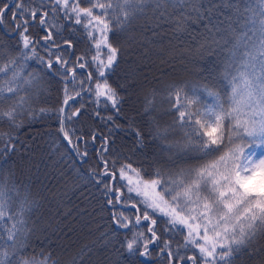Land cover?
<instances>
[{"label": "snow or ice", "instance_id": "6c2138e0", "mask_svg": "<svg viewBox=\"0 0 264 264\" xmlns=\"http://www.w3.org/2000/svg\"><path fill=\"white\" fill-rule=\"evenodd\" d=\"M48 2L52 4L53 17L62 13L63 19L83 26L93 41L95 52L90 62L85 55L72 62L52 52L53 47L61 45L54 40V35L59 33L51 30L56 25L50 24L44 4L37 8L26 0H16L14 5L0 0V23L11 12L9 23L22 43L18 55H9L7 60L0 51V61H3L0 63V124L6 122L10 128H18V115L30 107L33 92L38 90L36 78L32 74L26 78L22 71L27 60L37 57L38 41L29 34V27L39 18L45 31L40 39L49 54L47 61L43 57L39 60L46 63L49 70L54 64L59 65V74L65 81L64 99L55 109L58 131L77 158L87 162L89 152L87 148L81 151L78 141L84 140L87 145L88 140L67 128L69 122L79 118L83 106L70 114L67 106L80 95V91H76L79 87L81 91L93 92L97 103L103 98L118 110L122 98L108 82L106 74L118 65L121 48L110 40V34L130 33L128 39L135 42L138 20L144 21L140 25L143 32L161 21L173 22L176 31H184L191 12H196L199 19V8L194 0ZM85 2L87 7L82 6ZM252 2L249 0L250 4ZM254 2L259 11L254 7L245 8L251 15L243 20L238 18L232 28L231 46L221 73L227 82L225 91L215 90L214 84L191 88L187 84H169L164 94L152 89L145 96L143 112L149 115L148 137L156 143L158 152L167 155V165L157 162L149 176L144 169L134 167L130 160L120 162L119 154L109 158V141L104 139L97 150L96 166L89 168L87 177H79L82 180L90 177L89 182L102 185L109 205L122 202L125 188L129 194L127 199H131L133 193L138 198L131 207L137 209V224L141 220L147 222V231L133 233L123 245L131 256L152 255L149 246L158 244L161 239L156 229L158 221L153 218L155 214L166 218L165 231L175 230L184 237L183 245L178 246L176 252L170 250V240L163 242L164 247L157 255L168 250V264H236L264 254V245L260 244L264 240V0ZM228 6L233 7L231 3ZM235 10L239 12L238 5ZM204 27L206 33L212 35L217 25ZM63 45L73 47L70 39H65ZM93 67L95 71H89L86 79L77 84L76 69ZM200 93L211 97L213 103L202 101ZM158 94L161 102L169 105L163 113L171 115L170 123L161 124L158 116L152 115ZM136 136L138 144H143L144 134L137 130ZM96 137L97 133L92 132L93 142ZM13 139L11 133H0V153L15 150ZM117 180L121 182L119 185ZM137 204H143V209L137 208ZM34 207L35 201L30 199L27 189L21 193L14 181L9 184V177L0 173V264H49L50 256L43 253H40L42 258L25 255L27 224ZM128 219L122 212L112 216L113 223L120 228L128 227ZM181 247L194 248L198 254L185 256L179 251Z\"/></svg>", "mask_w": 264, "mask_h": 264}, {"label": "trees", "instance_id": "16d2710c", "mask_svg": "<svg viewBox=\"0 0 264 264\" xmlns=\"http://www.w3.org/2000/svg\"><path fill=\"white\" fill-rule=\"evenodd\" d=\"M5 2L14 5L16 0ZM26 2L37 8L43 3L49 12L50 24L55 23L56 27L51 30L59 33L54 35V40L61 47H53L52 52L60 53L72 62H75L78 56L85 55L90 62L95 49L92 48L93 41L82 25L63 19L62 13L53 17L52 4L48 0ZM194 2L199 8V19L196 12H191L184 31H176L173 22L161 21L153 29L143 32L140 25L144 21L138 20L135 22V42L128 39L130 33L110 34V40L121 48L118 65L106 74L108 82L117 89L122 98L118 110L113 109L103 98L97 103L93 92L81 91L79 87L76 91H80V95L70 100L67 106L69 114L75 108L83 106L79 118L69 122L67 128L74 131L76 136H83L88 140L87 145L84 140L78 141L81 151L87 148L89 152L87 162L77 158L76 153L58 131L59 122L55 109L64 99L65 81L59 74V65L54 64L49 70L46 63L39 60V57H43L45 61L49 58L44 42L40 39L45 31L39 24V18L29 27V34L38 41L37 57L25 62L22 75L27 78L32 74L38 82V90L33 92L29 101L30 107L18 115L16 121L19 124L18 128H10L6 122L0 124V133H11L15 144L14 151L0 153V173L9 177V184L14 181L20 187L21 193L27 189L30 199L35 201L27 224L26 256L35 255L42 258L40 253H43L44 256H50V264H168V250L157 255L159 249L164 247L163 242L170 240V250L173 252L177 251L178 246L183 245V234L175 230L165 231L166 218L155 214L153 218L158 221L156 229L161 239L158 244L149 246L152 255L150 257L129 255L123 245L133 233L146 232L147 222L141 220L139 225L135 224L137 209L131 207L134 202L127 199L125 189H122L125 193L122 202L109 205L107 202L109 197L105 196L102 185H96L95 181L89 182L90 177L85 180L79 177H87L89 168L96 166L95 162L99 159L97 150L101 148L104 139L109 141V158L119 154L120 162L130 160L134 167L144 169L149 176L152 175L157 162L161 166L167 165V155L158 152L156 143L150 141L148 137L149 115L143 112L145 96L152 89H157L161 94L169 84H187L189 88L214 84L215 90L223 92L227 89V82L222 79L221 73L228 48L231 46L229 41L232 28L236 26L238 18L243 20L251 15L245 8L254 7L259 11V7L254 0L251 4L249 0H194ZM230 3L233 7L228 6ZM237 5L239 12L235 10ZM82 6L88 5L85 2ZM10 18L11 12L0 23V51L5 53V60L9 55L17 56L22 49L18 32L9 23ZM212 23L217 27L213 34L209 35L204 26H210ZM65 39L72 41V48L63 45ZM173 43L177 48L175 52L171 50ZM133 56L134 58L138 56L149 68L152 64L151 59L158 61L151 72L145 75L143 73L146 79L144 82H140L139 72L145 70V66L139 67ZM52 58L54 60V56ZM71 66L69 64V67ZM89 71L94 72L95 68L76 69L77 84L81 79H86ZM125 71L130 75H126ZM142 85L144 95L137 98L136 95ZM92 86L94 88V83ZM87 87L86 82L85 89ZM70 94L75 95L74 92ZM200 96L205 103H213L212 98L204 93H200ZM160 98L161 95L158 94L157 104ZM163 105L164 109L169 107L167 103ZM7 107L5 104L4 108ZM42 108L47 111L42 113L40 111ZM156 111L152 115L158 116L161 124L171 122V115L164 113L158 115ZM137 130L144 134L143 144L137 142ZM92 132L97 133L95 142L91 140ZM120 183L117 180V184ZM143 207L137 204V208ZM121 212L129 218L126 221L127 228H120L112 221L113 214ZM87 229L90 234L78 238L72 247L74 249L67 252L70 248L68 241L72 236ZM260 244L264 245V240L260 241ZM179 251L185 256L198 254L191 247H181ZM236 264H264V254H257L243 262L237 261Z\"/></svg>", "mask_w": 264, "mask_h": 264}, {"label": "rangeland", "instance_id": "374dc122", "mask_svg": "<svg viewBox=\"0 0 264 264\" xmlns=\"http://www.w3.org/2000/svg\"><path fill=\"white\" fill-rule=\"evenodd\" d=\"M171 50H172V52H175V51H177V48L175 47V43H173L172 44V48H171ZM139 52L137 51L136 52V54H138ZM141 53V52H140ZM133 58H134V56H133ZM131 60V59H130ZM134 61H136L137 62V64H138V66L139 67H144L145 66V64L144 63H142L143 62V60L142 59H140L138 56H135V58L133 59ZM132 60V61H133ZM152 60V64H151V67L149 68V67H147V66H145V70H141L140 72H139V74H140V82H144L146 79H145V77H143L146 73H149V72H151V70L153 69V67L156 65V62H158V61H156L155 59H151ZM132 63V62H131ZM130 63V64H131ZM129 65V64H128ZM149 66H150V64H148ZM125 73H126V75H130V73L128 72V71H125ZM143 73H144V75H143ZM141 75H142V77H141ZM148 79V78H147ZM144 87H143V85L141 86V89L139 90L140 92L136 95V97L137 98H140V96L142 95H144L143 93H144V90H142ZM164 92H162V94H163ZM161 99V98H160ZM163 109H164V105H163V103L161 102V100L159 101V104H157L156 103V113L159 115V114H163ZM161 112V113H160ZM259 152V151H258ZM125 192L127 193V190H126V188H125ZM128 194V193H127ZM131 195V202H136V200L138 199L136 196H135V194L133 193V194H130ZM128 196H129V194H128ZM141 205H143V204H141ZM135 224H137L136 223V221H135ZM137 225H139V224H137ZM90 229H92V228H90ZM88 229H87V231H78V234H76V235H73L72 236V238L68 241V244H69V249L67 250V252L69 251H72L74 248H72L73 247V245H75V243L78 241V238H82V237H84L85 235H87L88 236V234H90V233H88ZM87 236H85V237H87ZM75 247V246H74ZM28 257H31V256H28ZM50 264V263H49Z\"/></svg>", "mask_w": 264, "mask_h": 264}]
</instances>
